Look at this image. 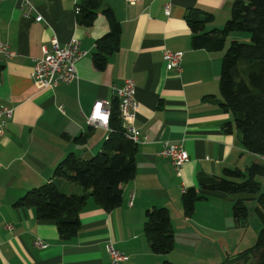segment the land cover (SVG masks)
<instances>
[{
	"label": "crops",
	"instance_id": "0c3cea01",
	"mask_svg": "<svg viewBox=\"0 0 264 264\" xmlns=\"http://www.w3.org/2000/svg\"><path fill=\"white\" fill-rule=\"evenodd\" d=\"M81 1L33 0L31 17H25L21 0H0V42L15 54L0 62V109H13L0 138V264H112L109 244L128 256L118 264H224L230 250L238 254L252 247L262 226L255 217L247 230L236 225V195L211 192L197 201L191 217L182 204V193L198 186L201 175L222 176L225 168L264 164V155L244 148L236 128L225 130L233 122L232 113L220 106L225 48H193L185 20L195 8L212 14L208 30L222 28L234 0H102L122 29L120 47L103 70L95 67L93 53L110 29L109 19L99 11L91 26L80 24ZM168 3L170 15L165 14ZM54 37L61 46L77 38L86 55L76 63L77 82L43 88L31 77L34 59L42 55L43 45L51 48ZM166 49L183 52L180 71L166 67ZM130 78L139 104L134 125L141 134L136 176L121 185L122 204L111 211L90 198L77 235L62 240L55 221L39 219L34 208L16 202L49 182L68 154L84 160L102 149L109 129L91 125L88 117L98 100L112 107L118 101L116 87ZM165 141L182 143L188 152L180 171L160 155ZM54 181L68 194L84 191L66 178ZM248 204L254 211L255 201ZM152 207L170 212L175 247L165 255L153 253L144 234L146 211Z\"/></svg>",
	"mask_w": 264,
	"mask_h": 264
},
{
	"label": "trees",
	"instance_id": "16d2710c",
	"mask_svg": "<svg viewBox=\"0 0 264 264\" xmlns=\"http://www.w3.org/2000/svg\"><path fill=\"white\" fill-rule=\"evenodd\" d=\"M102 11L109 19V31L97 41L93 62L97 69L106 67L108 57L118 51L122 29L111 8L102 0H82L77 5V21L91 26ZM191 30V43L195 49L225 52L219 80L221 108L233 115V122L225 126L230 132L236 128L246 150L264 155V0H234L230 18L222 28L207 29L213 16L199 9H189L185 15ZM248 32L250 42L233 39L226 42L231 33ZM109 135L102 149L88 160L68 154L55 168L52 179L29 190L16 205L32 207L42 220L56 222L62 240H70L80 230V213L92 198L106 211L122 204L121 185L136 176L138 143L128 137L119 112V102L112 107L108 123ZM89 133L79 139L86 141ZM264 176V164L252 163L245 169L225 168L222 176L198 177V186L182 193L184 214L191 217L197 201L207 198L211 192L236 195L233 202V218L236 225L246 227L250 215L248 202L255 201L254 212L262 222L256 243L224 264L247 262L258 257L264 264V187L257 176ZM56 178L69 179L83 188V192L62 191ZM144 234L155 254H168L175 247V235L170 212L166 207H152L146 211ZM161 264H178L168 260Z\"/></svg>",
	"mask_w": 264,
	"mask_h": 264
},
{
	"label": "built area",
	"instance_id": "2783aa9c",
	"mask_svg": "<svg viewBox=\"0 0 264 264\" xmlns=\"http://www.w3.org/2000/svg\"><path fill=\"white\" fill-rule=\"evenodd\" d=\"M21 7L25 10L24 16L31 17L34 9L33 0H21ZM128 3L134 4L136 0H127ZM165 14H171V5L168 3L165 6ZM37 21L42 19L41 16L35 18ZM14 52L9 48L6 42H0V62L3 57L12 58ZM86 55V52L81 50L80 41L77 38H72L70 42L61 46L57 38H53L51 48L46 45L42 46V55L34 59L32 70V79L41 84L43 88H55L60 83H75L79 79L76 63L79 59ZM183 52L180 50L166 49L163 57L166 67L169 70H181V63L183 60ZM136 85L133 79H127L120 87H116V97L119 102V112L122 119L123 127L126 130L128 137L134 142L139 143L141 134L134 125V120L139 109V104L135 97ZM100 102L102 104V111L111 112L110 104L104 100H98L94 103L92 112L88 117V122L96 127H106L99 120H93L94 106ZM13 109L4 107L0 109V138L4 135L6 121L12 116ZM109 123V121H108ZM162 157L168 158L176 171H180L182 166L189 160V154L185 150L182 143H171L165 141L160 152ZM132 204V202H130ZM38 246H44L40 240L35 242ZM108 252L112 258V264H118L121 261L128 259L120 250L116 249L112 244L108 245Z\"/></svg>",
	"mask_w": 264,
	"mask_h": 264
},
{
	"label": "rangeland",
	"instance_id": "374dc122",
	"mask_svg": "<svg viewBox=\"0 0 264 264\" xmlns=\"http://www.w3.org/2000/svg\"><path fill=\"white\" fill-rule=\"evenodd\" d=\"M233 34H235V36H238V40L239 41H242V42H250V40H251V34L250 33H248V32H235V33H233ZM238 34V35H237ZM231 36H232V34H231ZM233 39H235V40H237V38H232V37H228V40H227V47L230 45V43H231V41L233 40ZM257 178L260 180V181H262V182H264L263 180H264V176H262V175H260V176H257ZM234 198H236V196H234ZM249 205V204H248ZM251 205H249V207H250ZM253 217H255L256 218V220H257V222H259V224H261V226H262V222H261V220L255 215V213H254V211H253V209H251L250 210V215H249V218H248V224H247V228H246V230L249 228L248 226H249V224H250V222H251V220H252V218ZM253 226V225H252ZM251 226V227H252ZM245 228V227H244ZM258 229V233H259V228H257ZM261 229V228H260ZM256 240H257V238H256ZM256 240L253 242L254 244L256 243ZM229 242H231V240H229V238H228V243ZM230 255H228L227 257H226V259H228V258H230V259H232L234 256H236L235 254V251L234 250H230L229 252H228ZM233 262H229V264H232ZM223 264V263H222ZM239 264H259V260H258V257L256 256V257H252V258H250V260L249 261H247V262H240Z\"/></svg>",
	"mask_w": 264,
	"mask_h": 264
},
{
	"label": "clouds",
	"instance_id": "9594fccd",
	"mask_svg": "<svg viewBox=\"0 0 264 264\" xmlns=\"http://www.w3.org/2000/svg\"><path fill=\"white\" fill-rule=\"evenodd\" d=\"M101 109L102 104L100 102H97L93 109L92 119L99 120L103 125H107L110 118L109 113L103 112Z\"/></svg>",
	"mask_w": 264,
	"mask_h": 264
},
{
	"label": "water",
	"instance_id": "95a60500",
	"mask_svg": "<svg viewBox=\"0 0 264 264\" xmlns=\"http://www.w3.org/2000/svg\"><path fill=\"white\" fill-rule=\"evenodd\" d=\"M90 158H91L90 154H89V156H84V157H83L84 160H88V159H90Z\"/></svg>",
	"mask_w": 264,
	"mask_h": 264
}]
</instances>
